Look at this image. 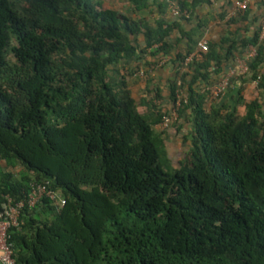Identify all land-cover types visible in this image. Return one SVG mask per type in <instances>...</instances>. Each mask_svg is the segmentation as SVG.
Here are the masks:
<instances>
[{
	"label": "trees",
	"instance_id": "obj_1",
	"mask_svg": "<svg viewBox=\"0 0 264 264\" xmlns=\"http://www.w3.org/2000/svg\"><path fill=\"white\" fill-rule=\"evenodd\" d=\"M169 1L129 0L123 12L96 0H0V202L32 182L56 193L9 229L15 264H264V101L242 116L204 109L213 75L249 44L245 76L264 91V39L260 28L240 41L227 33L201 51L205 22L184 27L185 0L188 16L166 18ZM147 53L157 63L173 54L168 98L187 93L177 163L154 127L167 113L159 91L141 113L117 74Z\"/></svg>",
	"mask_w": 264,
	"mask_h": 264
},
{
	"label": "crops",
	"instance_id": "obj_2",
	"mask_svg": "<svg viewBox=\"0 0 264 264\" xmlns=\"http://www.w3.org/2000/svg\"><path fill=\"white\" fill-rule=\"evenodd\" d=\"M177 3L178 0H173ZM191 4V22H183L185 28L195 25L200 20L205 22L203 27L202 38L217 42L222 36L228 35L236 41L250 38L256 30L264 25V0H249L245 10H239L235 5V0H185ZM166 18H171V13L168 7ZM194 22V23H193ZM179 37V32L174 30L171 33L170 39L174 41ZM181 44L178 48H182ZM245 48L241 55L246 52ZM173 54L163 58V62H155L154 58L149 54H144L140 61L131 63L127 68H120L117 74L125 75L128 81V87L132 97L137 103L139 112L144 113L148 110V105L151 104L150 98L153 97V92L159 91L160 96L153 100L157 107L162 111L168 112L172 106V101L168 98V84L173 78L175 68L172 62ZM235 63V62H234ZM229 66L216 75L215 81L220 80L229 70ZM139 65L136 67V65ZM131 69V73L129 72ZM259 73H264V63L259 68ZM203 90V89H201ZM258 99L264 101V91L259 88L254 80L248 76H234L231 79L230 85L226 92L218 97L208 95L204 102V109L209 111L212 106L224 105L225 108L234 110L240 116L245 113L246 103L251 100ZM144 100V102H143ZM175 122V124H173ZM191 120L186 117H178L174 119L168 127L163 128L160 122L155 125L156 131L161 133L164 140V148L167 157L172 162L183 157L187 149V143L184 136L187 135ZM7 170H12L7 168Z\"/></svg>",
	"mask_w": 264,
	"mask_h": 264
},
{
	"label": "built area",
	"instance_id": "obj_3",
	"mask_svg": "<svg viewBox=\"0 0 264 264\" xmlns=\"http://www.w3.org/2000/svg\"><path fill=\"white\" fill-rule=\"evenodd\" d=\"M248 1L249 0H235L234 5L239 10H245ZM169 10L172 17H178L182 14L188 16L185 11H181L179 5L173 0L169 1ZM258 38L260 41L264 39V25L260 28ZM207 45V40L202 39L199 42L200 50L205 51ZM199 54V51L190 53L186 57L185 63L189 62L193 57L199 56ZM256 54V46L249 44L244 55L236 58L234 65L229 68L228 72L220 80L207 87L209 94L213 97L224 94L234 76H242L248 72L249 62ZM163 61L162 59L161 62ZM254 81L257 83L256 80ZM176 92L175 102L172 103V106L168 112L162 116V120L160 121V125L163 128L168 127L169 124L178 117V110L181 107L182 101H185L187 98V93L182 88L177 89ZM45 197L54 200L56 198V193L49 189L45 183L34 182L30 184L26 195L19 200H14L10 195L4 196V199L0 202V264H15L9 229L20 226L21 210L24 207H33ZM61 202L63 203V200H61Z\"/></svg>",
	"mask_w": 264,
	"mask_h": 264
},
{
	"label": "rangeland",
	"instance_id": "obj_4",
	"mask_svg": "<svg viewBox=\"0 0 264 264\" xmlns=\"http://www.w3.org/2000/svg\"><path fill=\"white\" fill-rule=\"evenodd\" d=\"M96 1H98L100 5L105 8H113V9L121 10L123 12L128 10L129 0H96ZM9 57L10 59H12L11 54H9ZM173 124H175V122ZM173 163H176V161H174Z\"/></svg>",
	"mask_w": 264,
	"mask_h": 264
}]
</instances>
